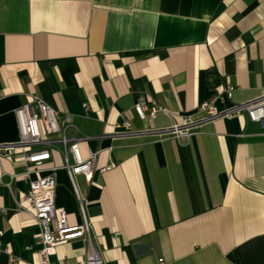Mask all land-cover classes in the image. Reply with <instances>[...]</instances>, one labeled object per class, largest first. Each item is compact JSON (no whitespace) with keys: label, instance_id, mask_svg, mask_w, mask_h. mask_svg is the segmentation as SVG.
Returning <instances> with one entry per match:
<instances>
[{"label":"crops","instance_id":"0c3cea01","mask_svg":"<svg viewBox=\"0 0 264 264\" xmlns=\"http://www.w3.org/2000/svg\"><path fill=\"white\" fill-rule=\"evenodd\" d=\"M225 82L235 89L219 110L264 88V0H0V144L19 139L14 109L30 94L69 118L82 155L98 151L91 179L74 182L106 264H264V119L219 114L179 139L165 130L199 120ZM141 98L169 112L141 118ZM56 144L28 176L20 145L0 149V264H43L15 197L51 165L55 204L82 222ZM88 245L57 244L51 264H84Z\"/></svg>","mask_w":264,"mask_h":264},{"label":"built area","instance_id":"2783aa9c","mask_svg":"<svg viewBox=\"0 0 264 264\" xmlns=\"http://www.w3.org/2000/svg\"><path fill=\"white\" fill-rule=\"evenodd\" d=\"M235 86L230 82H225L214 91L211 97L203 100L197 106L203 113L199 120L186 119L183 123L173 121L170 127L165 128L176 138L189 136L193 131L191 127L202 119L212 118L219 114H237L245 112L252 120L264 119V88L255 97L235 103L226 109H217L214 102L217 99L230 98L233 95ZM135 110L141 118L153 117L157 111L169 112L167 108L157 103L155 100L139 99L135 105ZM18 124L19 139L16 142L0 144V149H12L15 145H20L23 149L25 168L21 172L28 176L33 171H40L44 160L51 157L52 147L56 142H62L64 152V162L61 167L65 168L73 185L76 197L79 200V209L82 214L81 223H70L67 212L62 206H57L54 202L55 186L57 183L56 171L59 166L51 165L48 172L29 180L28 188L15 197L16 207L24 210L36 223L39 228L38 242L40 247L38 252L43 264H51L50 257L55 252L56 245L67 240L85 236L88 239V251L84 264H106L99 250L91 243L89 234V217L76 184L74 174L81 173L88 180L91 179L95 168L98 151L88 150L82 155L79 147V138L68 137L66 128L71 125L67 116H63L59 111L46 102L38 94H30L29 99L14 109ZM126 129L129 128L128 120L123 122ZM72 155V161L68 154ZM115 166V162L110 161L102 165L99 169L106 171ZM0 229V233H1ZM160 264L162 260L160 259Z\"/></svg>","mask_w":264,"mask_h":264},{"label":"trees","instance_id":"16d2710c","mask_svg":"<svg viewBox=\"0 0 264 264\" xmlns=\"http://www.w3.org/2000/svg\"><path fill=\"white\" fill-rule=\"evenodd\" d=\"M207 76H211L210 81V85L211 87L217 88V86L221 83V78L219 77V75L213 71V69H207L206 70Z\"/></svg>","mask_w":264,"mask_h":264}]
</instances>
